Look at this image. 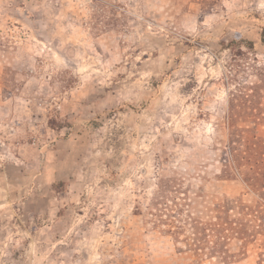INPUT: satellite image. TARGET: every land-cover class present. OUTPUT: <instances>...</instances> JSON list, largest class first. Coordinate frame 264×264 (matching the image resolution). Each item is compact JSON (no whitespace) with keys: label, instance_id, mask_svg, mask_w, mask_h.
Instances as JSON below:
<instances>
[{"label":"rangeland","instance_id":"1","mask_svg":"<svg viewBox=\"0 0 264 264\" xmlns=\"http://www.w3.org/2000/svg\"><path fill=\"white\" fill-rule=\"evenodd\" d=\"M263 26L264 0H0V264H264V226L220 254L189 226L264 198L229 155L264 152Z\"/></svg>","mask_w":264,"mask_h":264},{"label":"trees","instance_id":"2","mask_svg":"<svg viewBox=\"0 0 264 264\" xmlns=\"http://www.w3.org/2000/svg\"><path fill=\"white\" fill-rule=\"evenodd\" d=\"M260 41L264 44V26L261 28ZM246 43L249 48L253 46V42L251 41ZM260 142H262L261 147L264 149V140H260ZM241 146H237L233 151L232 148H230V164L238 176H240L241 173L238 169L241 167L242 163L251 164L252 166L250 165L248 167L247 172H243L247 173L246 178L243 180H245L248 186L258 191L261 190V194H264V152H260V155H258L256 151L255 153L248 152L247 149H245V145ZM254 147L256 148V145ZM260 199L262 200L259 201V203L257 200L252 206H245L243 204L238 205V203L232 202L231 200H225L220 204L213 206L211 210L214 214L213 222H202L198 218L189 217V226L192 230V241L195 244V248L200 251V249H203V245H206V248L209 249V252L211 253H225V251H223L225 247L224 240L226 239V233L229 230L235 233L234 236L236 238L249 239L251 235H253L252 229L254 227L258 229L259 227L264 226V221H262L264 217L261 216L259 217L261 221L257 226L251 228L248 227L253 220L248 219L252 216L251 212L258 213L259 207L262 209V206H260L261 202L264 205L263 195ZM231 203L237 208V211L233 216H231V211H233L234 208L230 206ZM176 211L177 214H179L182 210L180 208L176 209ZM177 214L175 213L174 216H177Z\"/></svg>","mask_w":264,"mask_h":264}]
</instances>
